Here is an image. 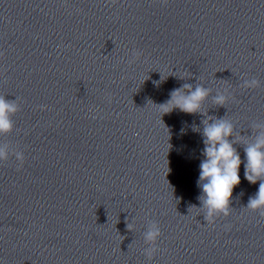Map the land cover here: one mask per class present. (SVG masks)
I'll list each match as a JSON object with an SVG mask.
<instances>
[{
    "label": "clouds",
    "instance_id": "clouds-1",
    "mask_svg": "<svg viewBox=\"0 0 264 264\" xmlns=\"http://www.w3.org/2000/svg\"><path fill=\"white\" fill-rule=\"evenodd\" d=\"M112 2L115 3V0ZM167 3L168 0H162V4L166 5ZM0 55L3 54L0 53ZM141 55L142 53L138 50L133 52L135 59H139ZM258 86L259 81L255 78L244 81L245 88L251 89ZM209 94L210 89L202 85H197L193 90L190 84H185L181 88L173 90L170 99L160 104L159 107L163 114L170 113L174 109H179L188 114L202 112L203 102ZM226 99L225 95L218 94L214 97V103L218 106H224ZM44 107L41 106V110ZM19 111L20 108L16 100H8L5 96H0V135H6L13 130V117ZM202 123L204 144L202 155L204 159L199 165L198 185L202 189V194L198 199L204 209V220L212 223L216 217L220 215L226 217L230 214L233 190L240 184L239 170L242 163L241 156L234 147L236 143H241L244 146L245 178L251 184L260 181L258 192L249 199L246 207L264 216V131L255 134L248 140L243 138L234 140L230 139L234 132L231 120L206 117ZM12 155L22 167L25 162L24 154L16 151ZM8 158V146H0V161H7ZM131 227L128 225L129 230ZM143 235L144 241L149 245L145 254L149 259H152L158 251L157 241L161 236V230L156 222L151 221Z\"/></svg>",
    "mask_w": 264,
    "mask_h": 264
}]
</instances>
